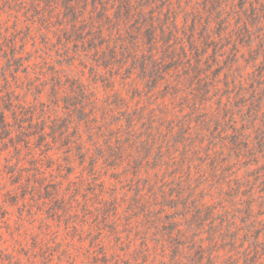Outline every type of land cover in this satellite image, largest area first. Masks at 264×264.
Returning <instances> with one entry per match:
<instances>
[{
	"label": "rangeland",
	"instance_id": "374dc122",
	"mask_svg": "<svg viewBox=\"0 0 264 264\" xmlns=\"http://www.w3.org/2000/svg\"><path fill=\"white\" fill-rule=\"evenodd\" d=\"M65 2L0 0V264H264V0Z\"/></svg>",
	"mask_w": 264,
	"mask_h": 264
},
{
	"label": "trees",
	"instance_id": "16d2710c",
	"mask_svg": "<svg viewBox=\"0 0 264 264\" xmlns=\"http://www.w3.org/2000/svg\"><path fill=\"white\" fill-rule=\"evenodd\" d=\"M65 3H66L65 7L67 9H69V11L73 15H75V12H76L75 0H67V2H65ZM150 39H152V41L155 39V34L154 33L150 34ZM150 78H151V86L149 88L150 91H152L153 89L158 88L160 86H163V85L166 86V87H169V86L172 87L171 84H169L168 79H166V77L160 75L159 72H156L155 75L151 76ZM73 107L74 108H78V109H85V103H82V105H80V107H79V104L75 105ZM175 180L177 182L176 183L177 190L174 191L175 195L168 197V196H165V194H163V198H164L165 201L168 200V202L171 204L170 208H173L174 211H177L178 208H179L178 203H177V199L179 201V198H180L181 194L184 191V188H183V182L184 181L182 180V178H179L178 176H176ZM78 188H79V186L77 185L76 188H75V191H77ZM141 190L142 189H139V188L137 189L138 193L136 194V202L138 204L141 203L142 209H147L148 210L149 206L152 205V203H150L149 201H143L144 199L142 197L143 195L141 194ZM97 198H98V196H97ZM163 206H165V205H163ZM168 225L170 227V228H168V231H167V233L169 235V238L170 239L173 238V240H174L177 237H179V236H176L177 234L180 233V229L176 228L178 224H177V221H175V218L172 219Z\"/></svg>",
	"mask_w": 264,
	"mask_h": 264
}]
</instances>
